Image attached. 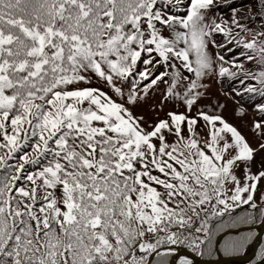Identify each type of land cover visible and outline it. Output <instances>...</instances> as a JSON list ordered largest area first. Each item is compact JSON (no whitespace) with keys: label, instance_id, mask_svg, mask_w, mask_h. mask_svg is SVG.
<instances>
[{"label":"snow or ice","instance_id":"obj_1","mask_svg":"<svg viewBox=\"0 0 264 264\" xmlns=\"http://www.w3.org/2000/svg\"><path fill=\"white\" fill-rule=\"evenodd\" d=\"M213 4L188 0L185 14L175 15L173 0H0V264H151L153 254L168 264L161 247L203 255L226 215L232 226L252 218L233 216L237 208L264 217L257 203L264 171L246 173L244 183L234 171L264 143L254 149L221 116L201 111L209 154L195 117L169 112L145 127L126 106L166 84L164 98L182 99L191 111L205 87L199 81L213 70L211 37L232 33L206 22ZM257 15L264 20V10ZM233 23L253 37L237 41L250 53L241 54L264 66V31ZM225 74L235 75L220 66ZM249 75L264 84V70ZM93 76L122 98L126 84L125 103L82 86ZM249 239L228 238L223 249Z\"/></svg>","mask_w":264,"mask_h":264},{"label":"trees","instance_id":"obj_2","mask_svg":"<svg viewBox=\"0 0 264 264\" xmlns=\"http://www.w3.org/2000/svg\"><path fill=\"white\" fill-rule=\"evenodd\" d=\"M187 3L188 0H182L180 4H176L175 0H173V4L175 5V7L169 6L172 8L170 14L184 15L186 12L185 5ZM209 10L211 11L210 17L208 21L206 20V22L211 23L214 20L216 23H221L226 28H231L232 33L230 36L223 33H214L211 37V39L215 41V45L209 44L208 52L213 60V70L210 74L205 75L204 78L199 81V83L204 84L205 87L198 89V91H200L202 95L199 97L196 104L193 105L191 111H188L189 113L187 112V114L195 115L200 110H209V112L211 113L221 114L225 116L222 111L213 109V98H217L213 93V90L216 86L218 93L220 94L224 102L228 103L229 106L232 102L236 106L240 107L243 111L247 112V114L252 113L255 123L261 124V128L258 129V131L262 134V141L259 142L257 140V137H255L258 143H255V140L254 142H251L250 145L254 149H258V146L261 143H264V84H261L258 80L254 79L251 75H249V73H257L260 70H264V66L257 64L256 61H248L246 59V56L241 54L249 53V50L244 49L242 44H238L237 41L241 40V38H244L245 41H248L253 37L251 33L242 31L241 28L237 27L233 23V21L238 20L240 25L246 26L247 28H250L255 32L264 31V20L261 19L260 15H257L258 12L264 10V0H214V4ZM218 56H223V61H220L218 59ZM175 63L177 64V67H180L179 61H176ZM240 64L243 65V68H238L235 66ZM220 66L228 68L230 72L234 73L235 75L225 74L224 76H220ZM168 70L170 72L172 71V69ZM181 70L183 71L184 75H189L192 79H195L193 78V74L187 73L186 70ZM147 83L148 81H142L139 86L140 89H143L144 85ZM183 83L186 84L187 81H184ZM121 86L123 87L125 95H127V85L125 84ZM166 88V84H159L158 86H154L153 88L149 89L146 96H144L142 91H140V95L143 97L144 102H146L147 100L151 102H154L156 99L162 100L164 99ZM178 91H181V94L183 95L182 87H179ZM226 93L228 94V97L225 96ZM210 97L211 100L209 101ZM218 102V105L225 104L224 102H222L221 98ZM191 115L188 116H198ZM217 126H219V124ZM254 130L255 133L258 134L259 139V132L257 131V128ZM209 131L210 127H208L207 125H203L201 122L196 127L197 138L200 142V146L204 148L206 152H209V150L205 148V144L210 140ZM184 134L187 138L186 130ZM165 135L167 142H176L177 138L174 135L168 133H165ZM25 151L30 152V147L24 148L21 151L17 152L15 154V158L13 160H10L9 163H20L21 161L19 160V156L23 155ZM230 151L234 154V150ZM263 156L264 151L257 150L252 161H249L246 164L244 162H238L239 167H236L234 171L238 178L241 179L242 183L246 182L244 180V176L246 173L258 174L260 171H264V159L262 158ZM255 162L258 163V169L251 164ZM38 167L39 166L26 165V170L35 171L38 169ZM153 174L158 173L154 172ZM260 189H264V178H262L260 182ZM229 194H231V192H229ZM260 197L261 191L258 190L257 203L261 207H264V199H261ZM245 213H251L252 218L247 223L240 222L235 226H232L231 222L228 220L227 215L225 216V218H223V220L220 222L222 226L215 235L214 245L211 252L206 251L203 255H201L184 245L163 246L159 249V252H170V255L166 257V259L168 260V264H170L172 259L176 256L179 248H184L197 257L205 260H215L220 255L227 256L242 254L255 239L259 231L257 226L260 224L263 218L258 210L250 209L248 205H244L242 208H237L236 212L232 215L244 216ZM220 236L221 238L219 239ZM237 236H247L250 237V239L244 244L242 248L231 252H225L223 249L225 240ZM184 257H187L194 263V259L190 255L181 254L176 259V264H179V260ZM150 259L151 258L149 257V260ZM160 259L161 257L155 254L150 262L151 264H158V261ZM262 259H264V233L260 250L249 261L241 262L240 264H257Z\"/></svg>","mask_w":264,"mask_h":264},{"label":"rangeland","instance_id":"obj_3","mask_svg":"<svg viewBox=\"0 0 264 264\" xmlns=\"http://www.w3.org/2000/svg\"><path fill=\"white\" fill-rule=\"evenodd\" d=\"M210 12H211L210 10L207 11V17H206L207 21L209 20ZM193 78H195L194 75H193ZM82 86L100 88V89L106 91L117 102L125 103V99H126L127 95H125L124 98L116 96V94L114 92H112V90L103 81L99 80L98 78H96L94 76L91 77V83L90 84H83ZM213 93L217 97L216 99L213 98V109H218V110L222 111L225 114V116H223L221 114L211 113V112H209V110L208 111L207 110H200L199 112L203 111L209 115L221 116L224 121H226L227 123H229L230 125L235 127L241 133V135H243L245 137L246 141L250 145H251V142H254L256 140L255 137H257V140L259 142H261L262 141L261 132H259L257 129V131L259 132V139H258V134L255 133V130H254V129H256L255 128L256 123L253 119V116H252L253 114L252 113L247 114V112L243 111L240 107L236 106L232 102H231V105L229 106L228 103L223 101L222 97L218 93L216 86H215V89L213 90ZM225 96L228 97V94L226 93ZM220 98H221L222 102L225 103L224 105H222V104L218 105L219 104L218 101ZM210 100H211V97H210L209 101ZM126 106L129 107L131 111H133L134 115L144 117V126L145 127L152 125L153 123L157 122L158 120L168 119L167 113H169V112L185 113L186 115H191V114H187L188 110H187V107H185V104H184L182 99H173V98L165 99L164 98L162 100L156 99L154 102H151L148 100L146 102H144L143 99H141L138 101V103L136 105H127L126 104ZM230 107L232 108V110ZM199 112H197L195 115H191V116H196V115H198ZM195 118L198 120L197 125L201 122L203 125H207L209 127V125L205 121H203V119L201 117H199V115ZM197 125H196V127H197ZM257 140L255 141V143H258ZM262 158L264 159V156ZM251 164L254 165L257 169L259 168V167H257L258 163L255 162V163H251ZM227 186L229 188L232 187L231 184H229ZM257 228H258V226H257ZM251 244L246 249H248L251 246ZM180 249L181 248H179L178 251ZM260 261H264V259H262ZM260 261L257 264H259ZM171 263H172V261H171ZM230 264H240V263H230Z\"/></svg>","mask_w":264,"mask_h":264},{"label":"water","instance_id":"obj_4","mask_svg":"<svg viewBox=\"0 0 264 264\" xmlns=\"http://www.w3.org/2000/svg\"><path fill=\"white\" fill-rule=\"evenodd\" d=\"M258 228H259V231H258L253 243L242 254L227 255V256L220 255L215 260H205V259H201V258L197 257L196 255H194L190 251H188L184 248H181L178 251V253L176 254L175 258L172 260L171 264H176V258L181 254L190 255L194 259V263H198V264H230V263H241V262L249 261L260 250L261 241H262V237H263V233H264V217L262 218L260 224L258 225ZM220 238H221V236L219 237V239ZM154 255H152L151 259L153 258ZM151 259H150V261H151ZM261 263L262 262H260L259 264H261Z\"/></svg>","mask_w":264,"mask_h":264}]
</instances>
